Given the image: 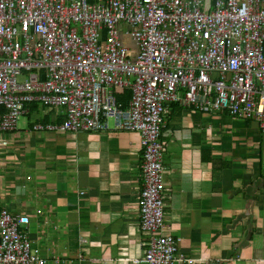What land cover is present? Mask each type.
Segmentation results:
<instances>
[{"label": "built area", "instance_id": "built-area-1", "mask_svg": "<svg viewBox=\"0 0 264 264\" xmlns=\"http://www.w3.org/2000/svg\"><path fill=\"white\" fill-rule=\"evenodd\" d=\"M37 102L66 117L35 131L105 132L113 120L143 134L149 240L137 262L191 264L181 238L165 232L167 110L223 111L264 135V0H0V133L17 130ZM28 226V216L0 210V264H47Z\"/></svg>", "mask_w": 264, "mask_h": 264}, {"label": "crops", "instance_id": "crops-1", "mask_svg": "<svg viewBox=\"0 0 264 264\" xmlns=\"http://www.w3.org/2000/svg\"><path fill=\"white\" fill-rule=\"evenodd\" d=\"M28 109L17 130L0 133V210L29 217L25 230L47 264H147L137 262L149 240L140 217L143 134L113 120L105 132L35 131L61 124L66 110ZM166 119L165 232L181 238L191 264H264L258 123L183 103Z\"/></svg>", "mask_w": 264, "mask_h": 264}, {"label": "trees", "instance_id": "trees-1", "mask_svg": "<svg viewBox=\"0 0 264 264\" xmlns=\"http://www.w3.org/2000/svg\"><path fill=\"white\" fill-rule=\"evenodd\" d=\"M117 96L123 107H127L129 101L132 99V91L129 89H124L122 92H119Z\"/></svg>", "mask_w": 264, "mask_h": 264}, {"label": "rangeland", "instance_id": "rangeland-1", "mask_svg": "<svg viewBox=\"0 0 264 264\" xmlns=\"http://www.w3.org/2000/svg\"><path fill=\"white\" fill-rule=\"evenodd\" d=\"M18 80H23V77H18ZM23 121V117L20 118L18 125H20V123ZM112 123V120H111Z\"/></svg>", "mask_w": 264, "mask_h": 264}, {"label": "water", "instance_id": "water-1", "mask_svg": "<svg viewBox=\"0 0 264 264\" xmlns=\"http://www.w3.org/2000/svg\"><path fill=\"white\" fill-rule=\"evenodd\" d=\"M43 79H44V77H43Z\"/></svg>", "mask_w": 264, "mask_h": 264}]
</instances>
